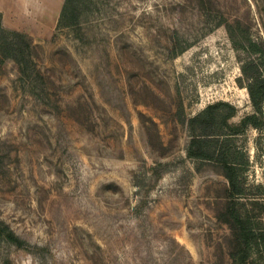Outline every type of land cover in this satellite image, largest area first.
Masks as SVG:
<instances>
[{
  "label": "rangeland",
  "instance_id": "1",
  "mask_svg": "<svg viewBox=\"0 0 264 264\" xmlns=\"http://www.w3.org/2000/svg\"><path fill=\"white\" fill-rule=\"evenodd\" d=\"M66 1L0 0L32 41L27 63L0 49V218L25 240L0 239V264H264V126L232 135L246 245L187 122L254 111L240 65L264 0H69L59 24Z\"/></svg>",
  "mask_w": 264,
  "mask_h": 264
},
{
  "label": "trees",
  "instance_id": "2",
  "mask_svg": "<svg viewBox=\"0 0 264 264\" xmlns=\"http://www.w3.org/2000/svg\"><path fill=\"white\" fill-rule=\"evenodd\" d=\"M69 0L64 4L59 24L76 22L74 13L68 12ZM32 41L28 35L20 30L6 29L2 24L0 12V49L4 56H11L18 62L28 61ZM244 49L255 52V57L242 59L239 80L246 86L254 111L245 115L239 124H232L229 118L236 112V106L226 100H218L208 104L198 113L190 116L187 122L194 132L189 154H198L203 159L211 160L222 165L229 183L228 215L233 222L239 237L248 245L256 233L247 223V219L235 205V197L243 188L241 175L248 163V159L239 158L237 148L232 143V135L244 130L249 125L264 126V46L252 39L243 45ZM196 150H195V148ZM163 163L151 165V169L158 170ZM256 236V235H255ZM0 239H4L18 246H23L25 240L3 219L0 218ZM245 255H241L243 260Z\"/></svg>",
  "mask_w": 264,
  "mask_h": 264
}]
</instances>
